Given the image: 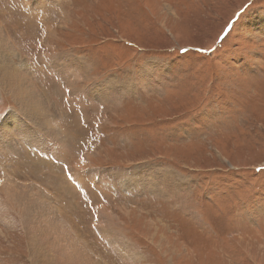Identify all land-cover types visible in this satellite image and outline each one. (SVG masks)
Listing matches in <instances>:
<instances>
[{"label": "rangeland", "instance_id": "1", "mask_svg": "<svg viewBox=\"0 0 264 264\" xmlns=\"http://www.w3.org/2000/svg\"><path fill=\"white\" fill-rule=\"evenodd\" d=\"M17 1L0 0L2 48L51 106L0 84V264H264V0ZM64 57L86 65L69 95ZM149 60L155 90L135 85ZM109 79L135 87L91 97ZM154 168L185 188L121 183Z\"/></svg>", "mask_w": 264, "mask_h": 264}, {"label": "bare ground", "instance_id": "2", "mask_svg": "<svg viewBox=\"0 0 264 264\" xmlns=\"http://www.w3.org/2000/svg\"><path fill=\"white\" fill-rule=\"evenodd\" d=\"M34 3H32V4H34ZM42 5H43L42 3H39V4L37 3V5L35 3V7L39 6V8H42ZM4 43H6V42L3 40V37H0V51H1L0 52V84H1V86H3L6 89V91H8L13 96L12 99L15 102H17L18 106L20 108H22L25 112L28 111L27 108H30L33 112H36V110L40 109L45 103H46L47 109H49V106H51L50 101L47 100L45 102L44 98L38 97L36 94V92L38 91L36 89V87L32 86L28 83V82H31V83H34V85H35L34 75L30 71V69H28V67H27L28 65L27 66L22 65L19 68H18V66H13L12 63L10 62V59L7 60V57H6L7 55L2 48L4 46ZM6 46H7V44H6ZM7 54H10L9 49L7 50ZM159 64L160 63L156 60H149L147 63H145L143 66V69L140 71L139 77L137 78V82L135 85H137V87L144 88L145 90H155V88L160 87V84H162L164 82V79H165L164 78L165 71H163L162 68H160ZM62 68L66 69V70L64 71ZM61 69H62V71L56 70L54 72V76L58 75L59 73L62 77L68 76V78H66V79H68L69 81L68 80H66V81L61 80V82H63V84L65 86H67V89H66L67 95H69V89L72 88L71 87L72 83L76 82L77 80H79L83 77L82 72L85 71L86 65H85V62L81 59H74L72 57H64V59L62 60ZM109 80H107L108 82H106L105 84H103L99 87H95L93 89V92H91L92 91L91 90L90 91L92 93L91 97H94V99H112L113 101L114 100L116 101V99L118 98V96L120 94H123L125 91H128V90L132 89L133 87H135V85H131L132 83H128V85H125V84L120 85V84L114 82L112 79L110 81ZM68 83L71 84L70 87H69ZM66 90H65V92H66ZM41 101H44L42 105H41ZM53 108L57 109L56 107H53ZM47 109H46L45 114L41 118L44 122L45 127L48 129L49 133H55L58 135L59 130H54V129H57V127L53 126V120H52L53 115L51 114V112L47 113L49 111V110L47 111ZM58 113H59V111L57 110L55 114L58 115ZM7 120H9V122H10L11 119H7ZM8 124L9 123H6V125L5 124L2 125V130L5 134H7V132L11 134V132H12V131L10 132L7 130ZM10 124H12V122ZM15 124L18 127H20L18 125V122H15ZM62 129H64V128H62ZM19 130L21 131L22 129H19ZM14 131H16V130H14ZM63 132H65V131H63ZM22 137H23V134H22ZM17 139H19V138H17ZM22 139L23 138H21V140ZM0 143H1V141H0ZM37 148H38V146H37ZM47 153H50V152L47 151ZM56 169H58V168L56 167ZM164 170H166V169L154 168V169L150 170L149 172H147V171L146 172H144V171L134 172L126 180L122 179L121 183L122 184L125 183L128 187H131V188L137 187V188H139L140 191H153V192H157V193H160L162 195H168V196H170V195L172 196L175 193L178 194L179 192H181L185 188L186 181L184 179L179 178L172 171H170V170L164 171ZM1 182H2L1 184H3L4 181H1ZM18 189H19V187H18ZM8 192H11V191L8 190ZM23 205L26 206L25 207V214L28 217L34 211V209H33V206H35L34 202L30 201L29 204L24 202ZM101 230H102L101 233L106 240H108V241L109 240H115L113 238V234L108 229L101 228ZM29 238H28V240H29ZM30 242H31V249L33 250L34 246H32V245H33V242H35V241L31 240ZM124 250H125V248H124ZM84 258L86 259V262H88L87 259H89V258H86L85 256H84ZM44 264H50V263L48 261H44Z\"/></svg>", "mask_w": 264, "mask_h": 264}]
</instances>
